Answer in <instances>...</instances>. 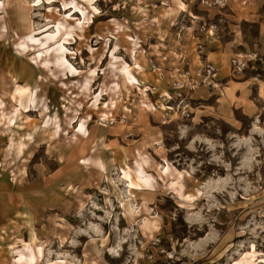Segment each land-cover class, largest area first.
Instances as JSON below:
<instances>
[{"label": "rangeland", "instance_id": "obj_1", "mask_svg": "<svg viewBox=\"0 0 264 264\" xmlns=\"http://www.w3.org/2000/svg\"><path fill=\"white\" fill-rule=\"evenodd\" d=\"M24 244L264 264V0H0V264Z\"/></svg>", "mask_w": 264, "mask_h": 264}, {"label": "bare ground", "instance_id": "obj_2", "mask_svg": "<svg viewBox=\"0 0 264 264\" xmlns=\"http://www.w3.org/2000/svg\"><path fill=\"white\" fill-rule=\"evenodd\" d=\"M53 27H54L52 30L53 32L45 35L44 41H41L40 46H45L50 40H53L56 37V35L60 31V22H56V24ZM24 38H26L28 40H33L31 35H26V36H24ZM47 50L48 49H46V51ZM59 50H60V48H58L57 51H59ZM55 59L58 62L63 60L64 59L63 54L58 53L55 56ZM128 78H133V76L129 73ZM16 90H18L19 93L22 94V93L27 91V88L22 87V86L21 87L18 86L16 88ZM27 100H28V102L32 101V93L28 95ZM10 121H12V120L9 119V122ZM83 127H84L83 123L80 122L77 130L82 135L85 134V129ZM22 145L23 144H19L17 146V149H16L17 152L22 151V148H21ZM125 174H127V173H125ZM134 178H136L142 182H147L149 180V176L145 174L144 170L139 165H137V167L135 168ZM39 252H40L39 248L31 250L29 244H24V249L17 250L15 258L13 259L12 262L14 264H35L34 262H35V259L38 257Z\"/></svg>", "mask_w": 264, "mask_h": 264}]
</instances>
